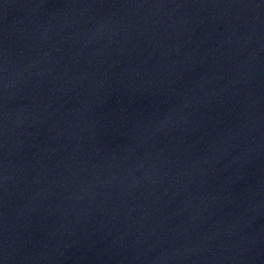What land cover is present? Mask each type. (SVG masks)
<instances>
[{
    "label": "water",
    "instance_id": "1",
    "mask_svg": "<svg viewBox=\"0 0 264 264\" xmlns=\"http://www.w3.org/2000/svg\"><path fill=\"white\" fill-rule=\"evenodd\" d=\"M0 264H264V0H0Z\"/></svg>",
    "mask_w": 264,
    "mask_h": 264
}]
</instances>
